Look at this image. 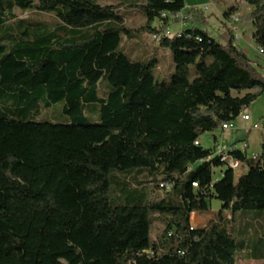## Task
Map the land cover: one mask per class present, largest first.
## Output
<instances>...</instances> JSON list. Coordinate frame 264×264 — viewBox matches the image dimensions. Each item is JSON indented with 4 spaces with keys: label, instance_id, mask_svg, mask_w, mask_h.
<instances>
[{
    "label": "trees",
    "instance_id": "obj_1",
    "mask_svg": "<svg viewBox=\"0 0 264 264\" xmlns=\"http://www.w3.org/2000/svg\"><path fill=\"white\" fill-rule=\"evenodd\" d=\"M242 1L253 11L241 21L264 50V0ZM131 7L143 12L145 26H126L112 4L0 0V264H236L226 212H264V145L256 158L248 143L232 152L244 169L236 178L200 141L264 94V78L234 30L226 26L215 38L200 28L209 18L191 10L184 24L200 26L157 45L174 64L170 80L161 81L157 56L134 60L122 51L123 39L164 33L186 2ZM242 8L226 10L224 19ZM15 9L53 15L56 23L17 19ZM105 84L110 91L100 95ZM61 102L73 123L31 120L41 106ZM93 103L100 124L81 123ZM113 172L161 176L164 195L149 199L141 190L128 204L112 205ZM214 199L221 203L214 219L193 227L191 215L208 212ZM155 217L166 227L156 241Z\"/></svg>",
    "mask_w": 264,
    "mask_h": 264
},
{
    "label": "rangeland",
    "instance_id": "obj_2",
    "mask_svg": "<svg viewBox=\"0 0 264 264\" xmlns=\"http://www.w3.org/2000/svg\"><path fill=\"white\" fill-rule=\"evenodd\" d=\"M87 1L97 3L101 6L110 4L117 6L119 9H121V14H123L126 19V26L130 28L139 29L146 25V19L143 12L140 9L131 7V5L134 4H145L146 0ZM185 2L186 8L184 10V15H181L178 19H174V21L171 20L169 23L168 27L171 32L169 30L167 31L171 33V36H174L173 33H176L177 31L182 32L183 30L200 26L197 21L184 24L185 18L188 16L190 11L194 9L196 11H199L200 15L204 14V16H207L209 20H211L210 25H208L206 28L204 26H200V28L207 29L210 34L218 37L216 26H218V23L224 19L223 12L230 9L231 6L238 7L242 5V14L238 13V21L234 22L232 25H234L236 30L238 31L237 34L241 37V40L244 38V40L247 42V44L239 42V45L244 47V52L247 54L249 60L253 62L254 68L264 78V56L259 53V47L252 39L253 27L251 24L243 23L241 21L244 16H247L253 11L252 7L244 5L242 0H221L222 4L217 8V4H215L214 6H210L211 0H185ZM206 7L209 8L206 9ZM14 15L17 19L30 18L32 20L46 22L49 25H53L56 23V18L53 15H49L46 13H23L20 9H15ZM175 20H177V22ZM159 23V20L155 21L156 26ZM133 46H139V52L141 50H144L148 53L154 52L157 47V45L153 41V35L147 33L138 35L135 39L132 40L124 38L122 43V51H124L128 56L134 57L138 55L139 57H142L138 52H132ZM166 54V51H164V54H161L160 52L156 54L159 64L154 70V74L156 78L160 79L161 81H169L174 73V64L172 61V57L170 53V56ZM140 59L141 58H139L138 60ZM109 91V86L105 84L100 89V95L107 94ZM247 93L249 92H244L241 95H238L234 92L233 95L243 97ZM63 108V102L54 104L48 109H45L43 106H41L40 116H34L31 120L36 122H47L54 124L73 123V120L63 113ZM99 110V104L93 103L85 106L84 120L81 123L100 124L101 121L99 117ZM244 114H249L252 120L250 122L244 121L242 118V115ZM242 115L233 122L234 126L231 129L225 131H223L222 129H218L213 133L207 132L202 135L200 141L203 148L213 149L215 144L214 137H218L219 143L227 146H236V148L238 149H241L248 143L250 145V148L247 151L248 155L261 153L263 149L262 147L264 145V131L252 130V127L254 126V124H259L264 121V94L260 96L257 101L251 104L248 108L243 110ZM221 136L224 139H221ZM221 178L222 175L220 173V169H218L215 171L213 179L216 181L220 180ZM162 179L163 178L161 176L150 177L147 173L132 178L129 177V175L126 173L113 172L110 175L111 203L115 206L119 204H128L130 200L134 199V197L138 196V194H141L142 192L146 193L149 199H152L156 196H163L164 192L157 189V185L161 182ZM126 182H128L127 187L129 191H126L125 193L119 192L118 186ZM136 183L145 185V188L140 189L139 186L136 185ZM141 190L143 191L141 192ZM152 191L154 192V194H151ZM220 208L221 203L218 200L214 199L211 203V209L208 212L199 214L200 218L202 219V226L204 225L203 228L210 220L214 219L215 214L219 212ZM191 218V225L197 228L199 224H196V220H199V217L197 218V216H194ZM226 218L230 220L226 224V228L237 244L236 264H264V212L259 213L257 211H237L236 213H233L231 211H227ZM165 230L166 227L163 220L159 217H155L151 233L152 239L154 241L158 240V238L163 235Z\"/></svg>",
    "mask_w": 264,
    "mask_h": 264
},
{
    "label": "built area",
    "instance_id": "obj_3",
    "mask_svg": "<svg viewBox=\"0 0 264 264\" xmlns=\"http://www.w3.org/2000/svg\"><path fill=\"white\" fill-rule=\"evenodd\" d=\"M238 21V14H233L231 15V17L229 18V25H232L234 22ZM170 37L171 33L169 31H165L162 34H157V35H153V41L156 45H160L161 40L163 39V37ZM236 40H237V44L239 45V42H241V37L239 35H236ZM259 53L264 56V50L259 48ZM242 118L244 121L246 122H250L252 119L250 117L249 114H244L242 115ZM233 124H225L222 127V130H229L233 127ZM252 130H262L264 131V121L259 123V124H254V126L252 127ZM197 146L200 145V141H197L195 143ZM246 145L239 149L242 152H244ZM214 153L212 157H218L220 163L224 166V168H230L236 175L240 176L243 173V164L241 161H239L238 159H236L233 155V151L238 149L236 148V146H227V145H223L221 143H215L214 144ZM258 155L253 156V158H256ZM212 157L208 158L206 161H209ZM221 175H223V172L220 171ZM217 181V180H216ZM194 187H197V184H193ZM160 189L161 190H170V187L165 185V184H161L160 185ZM195 213H193L191 215V217L194 216ZM193 229V228H192Z\"/></svg>",
    "mask_w": 264,
    "mask_h": 264
},
{
    "label": "crops",
    "instance_id": "obj_4",
    "mask_svg": "<svg viewBox=\"0 0 264 264\" xmlns=\"http://www.w3.org/2000/svg\"><path fill=\"white\" fill-rule=\"evenodd\" d=\"M211 5L210 6H214L215 4H217V6H216V8L219 6V5H221L222 4V2H221V0L219 1V0H211V3H210ZM234 7V6H233ZM209 8V7H208ZM207 7H206V9H208ZM231 8H232V6H231ZM242 10H243V8L239 11V14H242ZM184 12L185 11H183L181 14H180V16L181 15H184ZM223 14H224V12H223ZM180 16H179V18H180ZM186 16V15H185ZM210 16H211V14H210ZM210 23H211V20H209V25H210ZM161 25H162V23L160 22L157 26L154 24V26L155 27H157L158 28V26L159 27H161ZM169 26V25H168ZM165 27V29L166 30H169L170 31V29H169V27ZM226 26H228V27H231L233 30H234V32H235V35H238L237 33H238V31L236 30V28H235V26L234 25H229V19H223L221 22H219L218 23V26H216V29H217V32H218V36H220L222 33H224V28L226 27ZM215 28V27H214ZM171 32V31H170ZM177 34H179L180 33V31H177L176 32ZM176 33H173L174 35L176 34ZM213 37H215V38H217L215 35H213V34H211ZM241 42L244 44H247V42L244 40V38L241 40ZM240 46V45H239ZM242 49L244 48V47H242V46H240ZM139 46H133V49H132V52H138L142 57H139L138 55L137 56H134V57H132V59H134V60H138L139 58H145V57H151V56H153V55H156L158 52H160L161 54H164V51H166V55H168V56H170L169 55V51H167V50H163V49H160L158 46L156 47V49L154 50V52H152V53H148L147 51H144V50H141L140 52H139ZM244 50V49H243ZM158 58V57H157ZM251 117V116H250ZM252 119V118H251ZM221 139H224L222 136H221ZM214 143H219V139H218V137H214ZM249 145V144H248ZM245 146V145H244ZM243 148V147H242ZM249 148H250V145H249ZM260 153H255V154H253V155H248L249 157H253V156H255V155H259ZM236 176V178L237 177H239L238 175H235ZM194 216H197V218L199 217V220H196L197 222H196V224H199V226L197 227V228H203V226H202V219L200 218V216H199V214H197V213H195L194 214ZM193 216V217H194ZM191 223H192V218H191Z\"/></svg>",
    "mask_w": 264,
    "mask_h": 264
}]
</instances>
